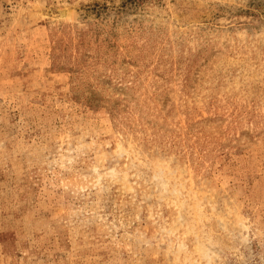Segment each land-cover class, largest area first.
Here are the masks:
<instances>
[{"label": "rangeland", "instance_id": "rangeland-1", "mask_svg": "<svg viewBox=\"0 0 264 264\" xmlns=\"http://www.w3.org/2000/svg\"><path fill=\"white\" fill-rule=\"evenodd\" d=\"M0 264H264V0H0Z\"/></svg>", "mask_w": 264, "mask_h": 264}]
</instances>
